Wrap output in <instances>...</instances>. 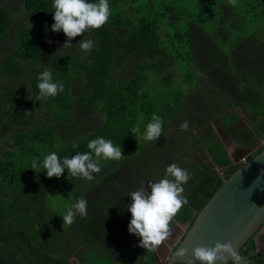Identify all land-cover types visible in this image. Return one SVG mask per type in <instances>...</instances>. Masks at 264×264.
Returning <instances> with one entry per match:
<instances>
[{"label":"trees","instance_id":"obj_1","mask_svg":"<svg viewBox=\"0 0 264 264\" xmlns=\"http://www.w3.org/2000/svg\"><path fill=\"white\" fill-rule=\"evenodd\" d=\"M2 1L0 47L14 26ZM51 3L23 0L25 26L12 36L9 54H0V75L7 79L0 83V146L10 138L16 147L0 149V264H156L155 252L138 247L139 238L127 232L128 193L164 175L174 163L164 154L177 143L183 155L192 140L206 145L210 163L197 160L199 171L188 158L175 161L191 178L183 186L188 203L173 220L190 227L237 170L209 120L222 115L219 127L229 134L237 121L230 110L241 107L250 113L249 125L233 138L252 141L256 133L264 139V0H109L108 22L85 33L93 50L80 55L54 52L55 34L67 38L50 29ZM128 63L129 80L110 83L113 71ZM30 67L50 69L63 92L26 99L17 82ZM37 75L29 80L33 96ZM206 88L220 100L208 119L197 112ZM94 110L99 124L87 129ZM153 114L161 118L162 135L145 142L140 137ZM185 120L189 127L182 132ZM172 127L179 135L167 133ZM98 136L121 147L123 157L102 162L93 181L30 169L34 158L51 152L63 160L89 151L88 141ZM79 197L87 200V214L62 226L59 215ZM239 252L264 264L254 237Z\"/></svg>","mask_w":264,"mask_h":264},{"label":"clouds","instance_id":"obj_2","mask_svg":"<svg viewBox=\"0 0 264 264\" xmlns=\"http://www.w3.org/2000/svg\"><path fill=\"white\" fill-rule=\"evenodd\" d=\"M51 7L53 9L51 13L53 14L54 21L50 26L51 31L53 33L62 32L67 38L60 49H71L73 46H78L79 50L83 53L91 52L94 44L92 39L86 38L85 33L101 28L108 22L111 15L109 0H98V2H91V0H52ZM81 34H83V39L78 41L76 45H72L71 40L81 36ZM36 79L37 92L34 97L28 96L27 99L29 100L41 101L42 99L54 98L64 90L63 83L54 80L52 71L48 68L38 73ZM221 118L222 115L217 118L218 120L216 118L210 119L208 123L214 128L219 140L222 138V135L226 134L219 127ZM213 122L216 124L214 125ZM233 125H236V122L232 125L230 124V126ZM188 127V121L185 120L179 125V130L182 132L187 131ZM162 128L161 118L153 114L150 121L144 126V131L140 138L145 142L157 141L162 135ZM230 147L232 146L224 148L229 155V159L231 155H235L233 147L232 149ZM246 148L240 145L236 146L237 152L246 153ZM87 149L89 151L84 153L77 152L70 158L65 157L63 160L58 158L56 152L48 153L42 160L34 158L30 169L36 170L42 168V173L48 178L56 177L59 179L66 172L72 178L90 182L95 179L93 174L101 172L102 162L119 161L123 157L121 147L114 146L110 139L99 136L88 141ZM203 149L205 152L208 151L206 145H204ZM261 151L262 148L251 157H248V153H246L240 164L246 163ZM260 157H264V154ZM236 167L238 168V166ZM217 171L219 172L218 169ZM220 174H223V171ZM262 175H264V172H262ZM190 178L191 174L187 169L181 168L176 163H172L165 168L164 175L160 179L155 182L149 181L146 188L144 184L137 190L128 193L127 197L130 203L126 206V210L130 213V220L127 225V232L139 238L138 247L145 249L149 253L155 252L162 242L169 237L170 230L172 229V226L170 228V224L173 218L188 203L187 198L183 195V186ZM86 214L87 200L79 197L75 199L74 203L64 208L59 217L62 219L63 226L71 225L77 216L83 217ZM174 223L178 222L173 220ZM189 228L187 224L185 233ZM186 254V249H176L173 255L169 257V264H172L174 259L183 258ZM250 255H242L239 251H235L231 243H216L211 248L197 247L192 250L193 261H198L200 264H215L217 261L220 264H253Z\"/></svg>","mask_w":264,"mask_h":264},{"label":"water","instance_id":"obj_3","mask_svg":"<svg viewBox=\"0 0 264 264\" xmlns=\"http://www.w3.org/2000/svg\"><path fill=\"white\" fill-rule=\"evenodd\" d=\"M245 152L231 155L230 165L237 170L223 182L175 248L187 250L181 259L172 264H200L193 261L192 250L197 247H214L216 243H231L235 251L251 238L264 231V149L246 163L240 161ZM174 250V251H175ZM168 254L165 263L169 264ZM77 264V263H75ZM215 264H220L219 261Z\"/></svg>","mask_w":264,"mask_h":264},{"label":"rangeland","instance_id":"obj_4","mask_svg":"<svg viewBox=\"0 0 264 264\" xmlns=\"http://www.w3.org/2000/svg\"><path fill=\"white\" fill-rule=\"evenodd\" d=\"M0 1H2V0H0ZM2 2H6L5 5H7L11 9L12 15H13V20H14L13 29L6 36V40H5L6 44H4V46L0 47L1 56L6 57L9 54V52H6V51L9 47L10 43L12 42L11 41L12 36L21 27L25 26V22H24V18H23V15H25V12L23 9V0L22 1H20V0H6V1H4L3 0ZM86 38H88V36H86ZM54 39L57 42L55 49H54L55 53H59L63 50H65V51L72 50V52H75L76 54H79V55L83 54V52H81L79 50L78 46H73L71 49H64V48L60 49L66 40L62 39V37L57 35V34H55ZM81 39H83V35L76 37V39L71 41V44L76 45L77 42L80 41ZM43 70L44 69H37L36 67H30L28 69V72H27L24 80L17 82L19 84V88H21L26 99L28 96H33V92L29 88V80L36 73L38 74ZM117 70L118 69L113 71L110 83H113L116 81H119L120 83H123V84L126 83L129 80V78L131 77L129 63L124 68H122L120 71H117ZM3 81L7 82V79L2 80V77L0 75V83H2ZM13 84H15V83H13ZM206 87H208V86H206ZM205 91H207L209 94L204 96V101L202 102L200 107L197 109V112L200 114V116L205 115L209 118L210 115H213L212 112L215 111V108L217 107V104L219 103L218 101H220V100H217V98H215L216 94L214 93V91L210 90V88H206ZM234 110L236 111V113L240 117H242L244 119L245 122L249 121V117H250L249 114L250 113H246L245 111L241 110L240 108L235 107V108H232L230 110V112H233L234 115L236 114ZM97 112H99V111L94 110V112H92L93 116L91 115L89 117V119L86 122H84L85 123L84 126L87 127V129L88 128L92 129L94 126L97 127V125L99 124V119L95 115V113H97ZM218 117H215L216 120ZM213 124L215 125L216 123L213 122ZM175 129H176L175 127H172L171 131H169L167 133L170 134V136H174V137L176 136L175 134L179 135V132L177 133V131L174 133V135L172 134V132H174ZM239 129H241V126L238 125L229 133V135H224V136L222 135V138L220 139V141L223 144V148L226 149V147L230 145V143H229L230 140L236 142V140L233 138V133L235 130H239ZM192 130L195 134L198 133L197 129L193 128ZM228 137L230 138V140ZM12 141L13 140H11L10 138H9V140H4V143L0 146V149L11 148V150H16L15 144L12 143ZM232 144H234V143L232 142ZM180 147H182V145L177 143V145L175 147L173 146V150H175V151L172 150L170 153L164 154V157H169L174 163H176L175 161L178 162V160L180 158H182V164H184V158H188L189 159V160H187L188 165H189V161H190V163L195 162L193 165V169L195 171H199V169H200L199 162L197 161V159L201 160L205 164L210 163L211 153L208 151H206V153H204V154L200 153V152H202L203 147H202V145H200L198 143V141L196 142V141L192 140L187 146H184L182 148L185 150L184 151L185 156L181 152H176V151H180ZM230 148L232 149V147H230ZM187 149H188V151H187ZM186 167H187V165H186ZM217 169L219 170L220 173H222L223 167L217 166ZM142 170H143V168L141 169V171ZM136 182H138V184H141V182H139V181H136ZM133 185H134V183H133ZM142 185H140L139 187H141ZM186 227H187V224L182 225L179 223H174L172 225V229L170 230L169 237L164 242H162V244L155 251V257L158 260H160L159 264H164L167 255L172 252V249L176 246V244H178V242L181 240L182 236L184 235ZM256 243H257V248H258L259 254L263 253V251H264V231L258 236V238L256 239ZM133 251H134V248H133ZM135 252L136 251L133 252L134 255L136 254Z\"/></svg>","mask_w":264,"mask_h":264},{"label":"flooded vegetation","instance_id":"obj_5","mask_svg":"<svg viewBox=\"0 0 264 264\" xmlns=\"http://www.w3.org/2000/svg\"><path fill=\"white\" fill-rule=\"evenodd\" d=\"M241 110H243L242 108H240ZM236 113V112H235ZM236 115V126H241V128H243L244 126L246 125H249L247 124V122L244 121V119L242 117H240L237 113L235 114ZM218 120V119H217ZM250 120V118H249ZM227 135V134H225ZM227 138V137H226ZM229 138V137H228ZM230 140V138H229ZM232 142L234 144H232ZM230 145L229 146H232L233 147V153L236 154L237 153V149H236V146L240 145L241 147H247L246 148V153H248V157H251L254 153H256L257 151H259L262 146H264V139H261L256 133H254L253 135V138H252V141H248V140H242L241 142L237 143V142H234L232 140H230ZM173 248V247H172ZM175 248V247H174ZM173 248V249H174ZM172 249V250H173ZM257 251H258V248H257ZM264 252V251H263Z\"/></svg>","mask_w":264,"mask_h":264},{"label":"crops","instance_id":"obj_6","mask_svg":"<svg viewBox=\"0 0 264 264\" xmlns=\"http://www.w3.org/2000/svg\"><path fill=\"white\" fill-rule=\"evenodd\" d=\"M235 127H236V125L230 126V128H229V129H230V131H232V130H233ZM159 262H160V260H158V259H157V262H156V264H159Z\"/></svg>","mask_w":264,"mask_h":264}]
</instances>
